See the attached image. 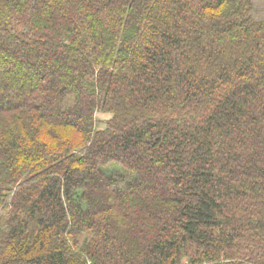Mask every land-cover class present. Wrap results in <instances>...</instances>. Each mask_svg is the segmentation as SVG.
<instances>
[{
	"label": "trees",
	"instance_id": "trees-1",
	"mask_svg": "<svg viewBox=\"0 0 264 264\" xmlns=\"http://www.w3.org/2000/svg\"><path fill=\"white\" fill-rule=\"evenodd\" d=\"M0 264H264V0H0Z\"/></svg>",
	"mask_w": 264,
	"mask_h": 264
},
{
	"label": "rangeland",
	"instance_id": "rangeland-1",
	"mask_svg": "<svg viewBox=\"0 0 264 264\" xmlns=\"http://www.w3.org/2000/svg\"><path fill=\"white\" fill-rule=\"evenodd\" d=\"M54 72L51 71V74H53ZM96 122H97V126L104 128L106 127V122L109 120L110 118V114L104 112V111H98V113H96Z\"/></svg>",
	"mask_w": 264,
	"mask_h": 264
}]
</instances>
